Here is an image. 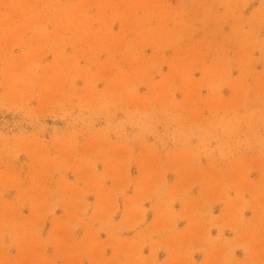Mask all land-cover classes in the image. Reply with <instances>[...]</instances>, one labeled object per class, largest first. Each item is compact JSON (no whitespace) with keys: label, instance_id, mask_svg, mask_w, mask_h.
<instances>
[{"label":"rangeland","instance_id":"1","mask_svg":"<svg viewBox=\"0 0 264 264\" xmlns=\"http://www.w3.org/2000/svg\"><path fill=\"white\" fill-rule=\"evenodd\" d=\"M0 264H264V0H0Z\"/></svg>","mask_w":264,"mask_h":264}]
</instances>
